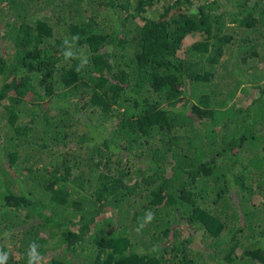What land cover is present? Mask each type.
<instances>
[{
  "label": "trees",
  "instance_id": "1",
  "mask_svg": "<svg viewBox=\"0 0 264 264\" xmlns=\"http://www.w3.org/2000/svg\"><path fill=\"white\" fill-rule=\"evenodd\" d=\"M32 242L264 264V0H0L6 264Z\"/></svg>",
  "mask_w": 264,
  "mask_h": 264
},
{
  "label": "clouds",
  "instance_id": "2",
  "mask_svg": "<svg viewBox=\"0 0 264 264\" xmlns=\"http://www.w3.org/2000/svg\"><path fill=\"white\" fill-rule=\"evenodd\" d=\"M74 37L78 38L76 36ZM85 63H87V61H85ZM153 218H154V214L153 213L149 214L145 223L151 222ZM144 226H145L144 224H141L140 228H143ZM7 258H8V254L0 251V264H6ZM27 258H28V264H39L40 254L36 251L35 242H32L29 245Z\"/></svg>",
  "mask_w": 264,
  "mask_h": 264
},
{
  "label": "rangeland",
  "instance_id": "3",
  "mask_svg": "<svg viewBox=\"0 0 264 264\" xmlns=\"http://www.w3.org/2000/svg\"><path fill=\"white\" fill-rule=\"evenodd\" d=\"M160 4H162V3H160Z\"/></svg>",
  "mask_w": 264,
  "mask_h": 264
}]
</instances>
